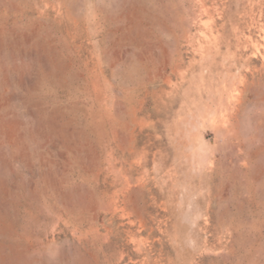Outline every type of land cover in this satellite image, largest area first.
I'll list each match as a JSON object with an SVG mask.
<instances>
[{
    "label": "rangeland",
    "instance_id": "374dc122",
    "mask_svg": "<svg viewBox=\"0 0 264 264\" xmlns=\"http://www.w3.org/2000/svg\"><path fill=\"white\" fill-rule=\"evenodd\" d=\"M0 264H264V0H0Z\"/></svg>",
    "mask_w": 264,
    "mask_h": 264
}]
</instances>
